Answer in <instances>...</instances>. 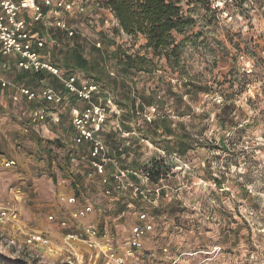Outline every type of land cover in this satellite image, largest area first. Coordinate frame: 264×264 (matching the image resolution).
Wrapping results in <instances>:
<instances>
[{"label":"rangeland","instance_id":"1","mask_svg":"<svg viewBox=\"0 0 264 264\" xmlns=\"http://www.w3.org/2000/svg\"><path fill=\"white\" fill-rule=\"evenodd\" d=\"M97 2L98 0H82L80 8L74 11L69 21L72 26H78L82 33L86 34L84 37L87 38L86 40H80L79 37L77 39L83 46V55L89 61L92 62L94 56L93 44L96 40L100 42V47L96 48L101 54V50L104 49V56H106L104 62L107 60L105 63L107 68L104 67L102 70V74L104 73L102 78L105 81L95 79L93 74L95 71H86L89 72L87 74L85 71L76 70L80 81L94 79L105 84L104 86H107L110 92L112 91L117 102H124L126 96L128 99L135 98L137 107L135 117L126 119L123 116L124 107H121L122 111L117 116L109 113V120H119L124 131H135L127 137L130 145L125 149L127 153L125 158L130 163L126 164L127 159L119 160L121 168L129 166L139 173L140 170L148 168L152 161L161 160L163 163L156 182L150 179L152 185L143 182L150 205L142 203L141 198L132 195L130 191L132 196L130 199H135L138 203L136 207L141 208L136 210V220L138 221L140 212H145L152 218L155 214L153 209L162 205L161 209L164 212L174 217L178 214L180 218L192 220L191 227L197 228L192 238L205 256H210L206 255V252L212 251L207 250L210 246L216 244L215 246L221 248V252L213 255L212 259L203 261L204 264H264V138L261 136V126L246 127L238 136L234 130L226 127L223 130L220 129L214 120V112L217 110L220 99L214 94L205 93L190 98L184 93V89L176 88L175 74L171 73L169 68L162 66L164 60L160 63L154 51L145 48L144 32L132 29L128 32L123 29L109 0H100L99 4ZM210 2L211 8L223 6V0ZM183 10L196 21L191 32L201 31L197 36H193V40L186 41L183 45L182 61L185 66L182 71L188 72V77L195 81L212 83L213 80H222L224 73L232 64L238 68L251 67L249 61L240 58L237 62L229 59L227 64H222L216 60V52L220 48L219 41L226 32L233 40H238L236 34L240 30L243 35L256 29L262 30L263 25L259 24L256 18H253L254 27L250 29L246 20L231 19L226 11H223L218 14V23L212 22L206 25L202 22L201 9L184 6ZM109 17L112 20L108 24L104 23L103 20ZM173 34L177 40L183 37L176 32ZM75 40L62 41V52H68L76 43ZM116 47H119L123 58L124 55L138 58L145 56L150 62V72L136 71L127 79L121 77L116 69V62L107 59V53ZM56 64L62 67L59 63ZM111 70L113 75L109 74ZM7 77L19 80L14 73L8 74ZM29 77L31 78L21 80L33 90H39L43 83L61 89L58 80L49 74L45 77ZM160 77L163 83L159 82ZM113 78L114 83L110 82ZM166 83L172 84L171 91L169 88L166 89ZM174 92H179L183 96L179 109L173 101ZM153 93L155 95L151 96ZM12 95L11 89L0 90V124L4 129L6 127L4 135H7L1 139L0 157L10 158V154L14 151H21L27 159H32L31 157H37V159L34 158L36 165L32 168V177L26 180L12 179L15 172L20 173L14 171L15 166L0 167V213L7 212L2 209L7 204L16 210L15 219L8 215V212L4 216L0 214V264H95L81 257V251L85 252L86 248L83 244L79 242L65 244V235L72 231L73 223L77 224L80 221L71 218L70 209L60 197L72 190L81 197L80 200H86L93 206L108 202L112 192L105 193L106 189L111 188L106 182L112 168L106 166L108 173L86 180V172H92V170L88 169L85 152L80 148L78 150L69 148L70 150L63 153L60 150L63 143L59 141V138L50 140L41 130L35 131L31 126H28L24 133L23 127L26 120L25 117L20 116V113L31 108L34 103L26 101L25 98L14 103L11 99ZM246 95L243 94L236 104L244 110L245 116H249L251 111L244 101ZM142 96L150 97L152 102L146 105L142 101ZM71 105L82 108L85 104L74 100ZM150 105H155L156 115L148 119L143 116V111ZM59 109L62 111L61 123L50 126L52 128L50 129L58 136L62 133L71 135L70 132L73 129L69 107L66 106L64 109L59 107ZM202 111L209 112V116L203 117ZM160 115L168 116L165 120L169 122L172 131H175L178 125H183L190 134L195 145L185 155L167 152L160 146L165 140H169L168 145L172 147L175 142L173 135L162 134L161 128H157L155 135H150L146 131L145 124L150 122L149 125H153L152 122ZM245 122L247 120H244ZM36 129L38 130V127ZM159 133L162 135L158 136ZM100 135L108 148L109 156L118 157L117 150L125 139L115 130H106ZM35 141L45 147L36 152L29 149L30 146H34ZM162 151L164 154L161 153ZM65 167L69 170L72 168L75 172L71 176H74L79 187L67 180L70 174ZM41 171L47 172L43 178H40L42 174L38 175ZM60 175L67 179L58 184V181H61ZM222 176L225 179L221 186H217L211 179ZM51 178L55 180L52 182ZM139 180V177L128 175L123 182L131 184ZM21 181L23 184L20 183ZM243 187L247 190L246 197L241 193ZM128 188L126 187V190ZM156 189L160 191L158 196ZM124 191L125 189L122 192ZM49 215H52L53 219H48ZM113 215L118 216L117 213ZM38 232L48 238L50 241L48 246L43 247L39 243L28 242L29 235ZM115 233L114 231L112 233L114 237ZM239 246V250L235 249ZM229 248H234L235 262L230 259L224 260L230 251ZM89 253L90 251H87V255ZM96 258H98L97 261L100 260L99 257Z\"/></svg>","mask_w":264,"mask_h":264},{"label":"built area","instance_id":"2","mask_svg":"<svg viewBox=\"0 0 264 264\" xmlns=\"http://www.w3.org/2000/svg\"><path fill=\"white\" fill-rule=\"evenodd\" d=\"M81 3L82 0H0V88L13 91L11 99L14 103L19 102L22 98L28 102L36 103L23 113L27 120L26 125H43L45 123L58 125L61 123L62 115L59 107L64 109L68 106L73 129L71 131L72 148H76V150L80 148L85 152L84 157H87L88 167L92 170V172L86 173V177L102 176L106 172V166H111L110 178L115 184L114 188L123 191L129 187L132 195L140 197L142 203L150 205L147 189L144 188L145 183L152 185L149 174L145 170H140L138 173L129 166L121 168L119 160L127 159L125 158L127 154L125 149L130 145V140L127 137L135 131H124L119 120H109V113L117 116L122 111L112 91L110 92L107 86H104L105 84L94 79L80 81L76 70L71 71L66 68L63 70L54 61V47L62 49V41L70 42L77 37L80 40L86 37V34L82 33L78 26H72L69 21V17L80 8ZM109 8L108 11L111 12ZM110 16L113 17L112 14ZM110 20L112 19L109 17L103 22L108 24ZM97 41L93 45L100 47V42ZM10 71L42 76L49 74L58 80L61 89L43 83L39 90H33L23 83L6 77L5 74ZM109 74L113 75V71H109ZM72 97L85 105L82 108L72 106ZM155 115V105H150L143 111V116L148 119ZM106 130L118 131L120 136L125 139L117 150L118 157L109 156L108 148L100 135ZM161 153L164 154V151ZM129 163L130 161L126 162L128 165ZM15 165L16 162L13 159L0 157L1 168H13ZM128 175L139 177V182L131 184L126 182L125 184L123 179ZM144 181L145 183H143ZM15 191L18 193L17 190ZM110 192L109 188L105 191L106 194H110ZM156 192L158 196L160 191L158 192L156 189ZM60 199L70 209V216L75 221L82 220L93 210L91 203H83L75 194L61 196ZM2 209L7 210L8 215L12 218H16V210L9 204ZM7 212L2 211L0 214L4 216ZM148 218L145 212L138 214V222L132 227L130 236L125 240L126 249L121 252L114 248L115 238L110 229H100L95 223L80 224L79 226L77 224L72 231L65 235L64 242L65 244L72 242L83 244L90 251L87 261L91 263L93 261L95 264H126V256L141 253L142 240L153 228ZM48 219H53V216L49 215ZM28 242L39 243L43 247L50 243L48 238L39 232L30 234ZM215 247L209 254L216 255L221 252L220 247ZM96 257H99L100 260L97 261ZM205 260L195 264H204Z\"/></svg>","mask_w":264,"mask_h":264},{"label":"trees","instance_id":"3","mask_svg":"<svg viewBox=\"0 0 264 264\" xmlns=\"http://www.w3.org/2000/svg\"><path fill=\"white\" fill-rule=\"evenodd\" d=\"M183 1L109 0V4L115 10L123 29L128 32L131 29L137 32H144L146 36L145 48L154 51L160 63L161 60H164L162 66L169 68L170 72L175 74L177 80L175 83L176 88L184 89V93L190 98H195L200 93H205L208 95L214 94L220 99L219 105L217 104V110L214 112V120L220 129L223 130L226 127L234 130L238 136L246 127L261 126V136L264 138V0H223L222 8L218 6L211 8V0ZM184 6L201 9L203 11L201 13L202 22L206 25L212 22L218 23V14L223 11H226L227 16H230L231 19L242 18V20H246L250 29H253L254 23L252 20L256 18L258 23L263 25L262 30L256 29L247 33V35H243L242 30H240L236 34L238 40H233L226 32L220 40L221 42L219 41L220 48L216 52V60L222 62V64H227L229 59L237 62L240 58L249 61L251 67L249 69L238 68V66L232 64L229 66L228 71L224 73L222 80H213L212 83L195 81L188 77V72L182 71L185 66L182 61L183 45L186 41L193 40V36H197L201 31L191 32L193 26L196 25V21L189 13L183 10ZM173 32L182 34L183 37L177 40ZM75 42L68 52H62L57 47L53 48L56 63L71 71L80 70L85 71L87 74L89 72L86 71H95L93 73L94 78L105 81L102 78L104 76L102 70L106 67L105 63L107 62V60L104 62L106 57L104 56V49L101 50V54L100 50L93 45L94 56L91 62L83 55V46L77 39ZM107 59L108 61L116 62L115 66L119 75L126 77V79L131 76V73L136 71L150 72V62L145 56L138 58L124 55L123 58L119 47L108 52ZM34 76H40V74H34ZM121 77L120 80H122ZM106 78L108 79L107 76ZM110 82L114 83L115 79H111ZM159 82L163 83L162 77H160ZM165 86L166 89L169 88L171 91V83H166ZM243 94H247L244 96V101L251 111L249 116H245L244 110L236 104ZM152 95H155V93ZM172 96L176 108L179 109L182 103L180 102L183 97L182 94L174 92ZM142 101L146 105L152 102L150 97L144 96H142ZM160 101L161 98L158 102L160 103ZM118 104L124 107L123 116L126 119L135 117L137 112L135 98L128 99V96H126L125 101H118ZM202 113L203 117L209 116V112L202 111ZM167 117L166 115H160L152 122L153 125H149L150 122H147L145 124L146 131L150 135H155L157 128H161L162 134L173 135L175 142L172 147L168 145L169 140L162 141L163 143L160 146L167 152L185 155L195 144L183 125H178L175 131H172L169 122L166 121ZM244 120H247V122L244 123ZM161 133L158 136L162 135ZM162 165L161 160H155L150 163L148 168L144 169L149 174L150 180L154 182L158 180ZM211 179L217 186H221L225 178L222 176ZM241 193L244 197L247 196V190L244 187L241 189Z\"/></svg>","mask_w":264,"mask_h":264},{"label":"crops","instance_id":"4","mask_svg":"<svg viewBox=\"0 0 264 264\" xmlns=\"http://www.w3.org/2000/svg\"><path fill=\"white\" fill-rule=\"evenodd\" d=\"M10 73H14L15 77L19 79V80H14V81L23 83V84L25 83L21 79L31 78L29 76L43 77L42 75L34 76V74H29L25 72H16V71H10L6 73L5 76L7 77L8 74ZM74 100H75V97H72V102ZM37 105H39V103H37ZM24 112H26V110L20 113L21 117H24L23 116ZM17 118L19 117L17 116ZM26 124L27 122H25V126L23 127L24 133L26 132L25 128H28V126L29 127L31 126V128L34 129L35 131L41 130V132L47 135V137L50 140L59 138V141L63 143V145L60 148V150L63 153H65L66 150L68 151L69 148L71 149L73 147L71 143V135L63 134L61 132L62 134L61 135L59 134L58 136L51 130L52 128L50 126H53L51 124L45 123L40 126L31 125V124L26 126ZM36 127H38V130L36 129ZM5 129L0 124V134L2 135V136L0 135V143H1V139L7 136V135H4L6 132ZM11 130H12V127H11ZM44 147H45L44 145L40 146L39 143L35 141L34 146H30L29 149L31 150L33 149V151L36 152V150H40L41 148H44ZM1 152L2 150L0 151V153ZM9 157L10 158H7V159H13L16 162L14 171L20 172V173L15 172L14 175L12 176V179L17 181V180H26L29 177H32L31 171H32V168L35 167L36 165L34 163V158L37 159V157H31L32 159H27L24 156V154H22L21 151H14L13 153L10 154ZM106 172H107V168H106ZM68 173L70 174V177L69 179L67 178L66 179L72 181L71 184H75V186L79 187V185L76 183V179H74L73 175L75 172L72 171V168H70ZM23 174L25 175L24 177H23ZM71 174L73 175L71 176ZM38 175H41L40 178H43L44 176L47 175V172L41 171ZM108 175H109V178L106 184L111 186L110 190L112 192L111 197L107 200L108 202L98 204L97 206H93V210L90 214H88L85 218L80 220V222L77 223L78 225L74 223L73 225L79 226L80 224L95 223L98 225L100 229L109 228L111 233H113V231L116 232L115 237H114L115 238L114 248L117 249L119 252H121V250L126 249L127 244H125V240L130 236V233H131V230L134 224L138 222L136 220V213H137L136 210H140L141 208L136 207L138 206V203H136L135 199H130L132 198L130 194V189L128 188L124 192L115 189L114 188L115 184L112 182V179L110 178V173H108ZM58 177H59V174H58ZM60 178H61V181H58V184L59 182H63L66 180L62 175H60ZM56 179H57V176H56ZM87 179L89 180L91 178L86 177V180ZM50 180L53 182L55 179L51 178ZM105 181H106V178H105ZM20 183L23 184V181H21ZM72 194L76 195V193L72 192L71 190V191L65 192L63 196L64 195L70 196ZM76 196L79 197V199L81 198L79 195H76ZM82 202L87 203L88 201L83 200ZM127 202H131V203H127ZM161 208H162V205L160 207L153 209L155 214L152 218H150L149 215L147 214L149 217L148 219L153 225V228L150 232H148L145 235V237L142 240L143 248L141 250V253L139 252L136 254H131V255L126 256V264H195L198 261H201L203 259H209L211 256H213V254H209L208 252H206L207 253L206 255H210V256H205L203 251H201L202 249H200L199 246L195 245V242L192 236L195 235L197 228L191 227L192 226L190 225L192 221L191 219L186 220L183 217L180 218L178 214L177 216L174 217L168 214L166 211L164 212V210H162ZM115 213L118 214L117 217L116 215H113ZM215 245L210 246L209 249L207 250H211L213 247H215ZM229 249H230L229 252L234 251V248H229ZM235 249L239 250L240 246ZM87 251L89 252L87 248H85V252L81 251V257L83 256L85 259H88L89 254L87 255ZM229 252H228L227 257L224 260L228 261V259H230L233 262H235L234 256H236V253L233 252L234 254L233 253L230 254Z\"/></svg>","mask_w":264,"mask_h":264}]
</instances>
